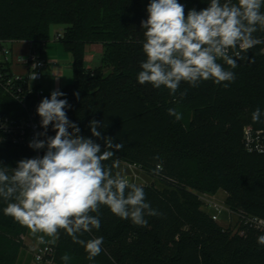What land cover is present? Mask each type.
I'll return each mask as SVG.
<instances>
[{
    "label": "trees",
    "instance_id": "trees-1",
    "mask_svg": "<svg viewBox=\"0 0 264 264\" xmlns=\"http://www.w3.org/2000/svg\"><path fill=\"white\" fill-rule=\"evenodd\" d=\"M149 2L0 0V42L6 45L29 41L31 51L44 58L53 28H63L59 42L72 56L74 71L73 83L59 97L71 105L65 109L68 119L102 151L104 140L91 135L92 120L102 123L98 128L102 137L124 144L103 163L123 177V164L141 168L149 183L136 185L160 213L145 216L147 226L141 227L101 206V227L80 237L85 241L103 237L100 255L89 261L84 247L61 230L54 244L42 246L53 250L46 260L63 264L61 256L67 253L69 264H264V245L257 243L264 233L241 224L243 216L264 218V154L249 153L243 144L247 126L264 130V44L242 53L248 59L238 60L235 69L218 60L236 76L227 88L212 80L197 87L181 82L170 95L163 86L141 85L137 76L140 62L146 59L141 21L147 19ZM178 2L185 5V14L208 6V0ZM254 36L264 40V31ZM90 44L104 49L95 69L85 64ZM2 68L11 74L8 64ZM24 90L27 110L0 82V117L19 120L30 113L40 125L37 106L51 94L38 96L37 88L30 93L27 85ZM168 108H176L183 118L169 116ZM257 108L261 118L253 122L251 114ZM54 135L49 125L47 136ZM33 157L34 150L13 144L0 130L3 165L15 168L21 159ZM220 192L238 217L236 232L220 227L203 209L201 196ZM7 203L0 198V264H31L33 255L23 239L28 229L4 214Z\"/></svg>",
    "mask_w": 264,
    "mask_h": 264
},
{
    "label": "clouds",
    "instance_id": "clouds-1",
    "mask_svg": "<svg viewBox=\"0 0 264 264\" xmlns=\"http://www.w3.org/2000/svg\"><path fill=\"white\" fill-rule=\"evenodd\" d=\"M262 6L264 0H208L207 7L189 9L185 14V5L178 0H150L147 19L141 21L146 59L140 62L138 83L156 89L163 86L170 95L177 92L181 82L197 87L212 80L227 88L236 76L218 60L235 69L238 60L248 59L242 53L264 44L254 36L258 30L264 31ZM36 78L33 75L32 80ZM62 96L65 93L53 90L36 109L44 131L35 134L29 147L46 149L44 155L21 159L15 168L0 161V198L8 202L4 214L30 230L39 244H54L63 230L84 247L86 258L92 261L102 252L103 237L87 241L80 237L101 227V206L141 227L147 226L145 216L160 213L146 202L142 187L119 173L114 175L103 163L124 144L102 137L98 130L102 123L96 120L90 121L89 127L92 137L104 140L103 151L99 143L80 135V128L65 111L71 105L59 98ZM167 113L177 121L183 118L176 108H168ZM251 118L260 121L261 110L255 109ZM49 125L54 136H47ZM257 243L264 245V235L257 237ZM61 260L69 264L71 257L65 253Z\"/></svg>",
    "mask_w": 264,
    "mask_h": 264
},
{
    "label": "built area",
    "instance_id": "built-area-1",
    "mask_svg": "<svg viewBox=\"0 0 264 264\" xmlns=\"http://www.w3.org/2000/svg\"><path fill=\"white\" fill-rule=\"evenodd\" d=\"M62 37L63 32H59L52 37V40L59 41ZM11 53V49L6 44L0 42V82L5 85L7 92L13 95L17 100H19L23 108L27 110V105L24 101V98L22 97V94H24L25 91V86L27 85L29 88V81L32 80L33 75H36L37 77L33 81L40 82L42 80L43 70L46 68L47 63L44 58H40L38 54L31 51L28 57H21L18 59L19 63L27 67L28 75L24 77L20 75H13L12 73L8 74L2 67L9 64ZM229 54H232V50H230ZM29 92L32 93L33 89L29 88ZM36 93L38 96L44 95V92L40 89H37ZM0 130L4 132L5 138H8L13 144L27 148H30L29 142L33 140L35 134L43 131L40 125L37 123L35 116L30 113H27L26 117H23L19 120L10 119L8 117H0ZM39 138L45 139V137L43 136ZM243 144L245 150L249 153L264 154V130L256 129L252 126H247L244 129ZM45 151L46 149L34 150L35 157H42ZM128 166L135 167L137 170L142 172L141 168L135 165ZM137 179L138 177L135 175L134 181H132V178L128 181L130 183L138 184ZM202 196L201 199L204 203V207L206 208V211L211 215L213 221L218 222L224 213L233 214V212L226 206V204L216 202L215 200L207 197L202 198ZM241 224L245 227H248L249 229H254L256 231L264 233V218L256 216H243L241 217ZM52 253L53 250L49 246L40 248L38 253L34 255L35 260L40 264H52L51 260H46V257L52 256Z\"/></svg>",
    "mask_w": 264,
    "mask_h": 264
},
{
    "label": "crops",
    "instance_id": "crops-1",
    "mask_svg": "<svg viewBox=\"0 0 264 264\" xmlns=\"http://www.w3.org/2000/svg\"><path fill=\"white\" fill-rule=\"evenodd\" d=\"M60 27H54L52 35L54 36ZM11 49L9 70L13 75L26 77L28 69L18 62V59L26 58L32 50V43L29 41L15 42L7 44ZM103 46L101 44H90L85 50V64L87 68L95 69L101 65L103 57ZM44 59L47 66L43 70V78L40 82L30 83L29 88H37L44 92L45 95L51 94L53 90L60 91L66 86L73 83L74 71L72 56L66 51L62 42L50 40L45 48ZM25 238V237H24ZM33 255V254H32Z\"/></svg>",
    "mask_w": 264,
    "mask_h": 264
},
{
    "label": "rangeland",
    "instance_id": "rangeland-1",
    "mask_svg": "<svg viewBox=\"0 0 264 264\" xmlns=\"http://www.w3.org/2000/svg\"><path fill=\"white\" fill-rule=\"evenodd\" d=\"M59 32H64L63 28L60 27V30L57 33H59ZM30 83L31 84L35 83V81L31 80ZM123 166H124L123 167V173L125 175L124 178L127 177L126 178L127 180H131V178H132V181H134V177L136 175L138 177V179H137L138 184L145 185V184L149 183V178L146 177L145 175H143V173L140 172L139 170H137L135 167H129L126 164H123ZM130 176H132V177H130ZM204 197H207V198L215 200L216 202L225 204L226 194L223 192H220L214 196L203 195L202 198H204ZM203 209L206 210L205 207H203ZM217 223L220 227H222L224 229L232 228L234 230V232H236L240 227L238 217L232 213H230V214L224 213L221 216V219ZM38 235H42V234H38ZM46 238L47 237H45V239ZM23 239H24V243L27 247L28 252H31V254H33V259H32L31 264H40L39 262H37L35 260L34 255L36 253H38L39 249L42 248V246L44 244H39L37 241V238L31 234L30 230H28L27 235Z\"/></svg>",
    "mask_w": 264,
    "mask_h": 264
}]
</instances>
